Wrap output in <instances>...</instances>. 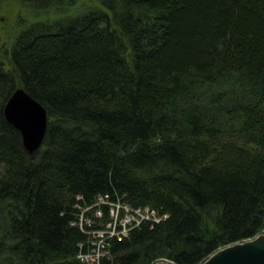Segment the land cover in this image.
I'll return each mask as SVG.
<instances>
[{
	"label": "trees",
	"instance_id": "1",
	"mask_svg": "<svg viewBox=\"0 0 264 264\" xmlns=\"http://www.w3.org/2000/svg\"><path fill=\"white\" fill-rule=\"evenodd\" d=\"M22 1L57 14L0 44V264H85L100 195L163 215L101 264H195L264 229V0ZM19 86L48 113L34 156L4 114Z\"/></svg>",
	"mask_w": 264,
	"mask_h": 264
},
{
	"label": "water",
	"instance_id": "2",
	"mask_svg": "<svg viewBox=\"0 0 264 264\" xmlns=\"http://www.w3.org/2000/svg\"><path fill=\"white\" fill-rule=\"evenodd\" d=\"M4 114L19 128L25 149L34 156L43 143L48 126L46 107L19 86L9 96ZM152 264L179 263L162 257ZM195 264H264V229L253 236L219 246Z\"/></svg>",
	"mask_w": 264,
	"mask_h": 264
},
{
	"label": "built area",
	"instance_id": "3",
	"mask_svg": "<svg viewBox=\"0 0 264 264\" xmlns=\"http://www.w3.org/2000/svg\"><path fill=\"white\" fill-rule=\"evenodd\" d=\"M98 202L110 203L111 207L120 203L113 201L111 202L108 198L102 195L99 196ZM125 204L127 211L124 213V215L116 216L110 214L112 220L106 227L110 228V231L106 232V228L97 230L96 234H94L95 241L92 243L91 249L89 251L79 252L78 256L82 260H85L87 264H101L102 258L108 253L106 246L110 237H117L121 240L123 237L129 234V231L133 227L141 224L145 220H160L163 218V215H159L157 211L149 205L134 207L130 203ZM96 214L101 215L102 210L97 208Z\"/></svg>",
	"mask_w": 264,
	"mask_h": 264
},
{
	"label": "rangeland",
	"instance_id": "4",
	"mask_svg": "<svg viewBox=\"0 0 264 264\" xmlns=\"http://www.w3.org/2000/svg\"><path fill=\"white\" fill-rule=\"evenodd\" d=\"M87 1L88 0H78L75 8H82V5ZM9 2H12V0H0V5L2 3L3 5L7 6ZM14 10L15 11L12 14H10L11 12H1L0 14V44L2 43L5 47L12 46L14 36L17 34L19 28L16 30V32H13L12 29L16 24V18H18L20 14L21 16H26L30 19L45 18L47 16L51 18L57 14L51 9L49 11H47L46 9L33 10L31 7H29V5L23 3L22 0L19 1V4H15ZM67 11L69 12V9H67ZM5 27L10 28L9 32L5 29Z\"/></svg>",
	"mask_w": 264,
	"mask_h": 264
},
{
	"label": "bare ground",
	"instance_id": "5",
	"mask_svg": "<svg viewBox=\"0 0 264 264\" xmlns=\"http://www.w3.org/2000/svg\"><path fill=\"white\" fill-rule=\"evenodd\" d=\"M106 198H108V197H106ZM110 205H111V204H110ZM94 206H95L96 209H97V208L100 206V203L97 202ZM92 207H93V206H91V207H89V208H92ZM109 211H110V214H112V215H116V216L124 215V213L127 211L126 204L118 203V204H116L115 206L111 207V208L109 209ZM95 212H96V210H95ZM157 213H158V212H157ZM95 215H97V214H95ZM101 215H102V214H101ZM98 216H100V215H98ZM110 216H111V215H110ZM111 218H112V217H111ZM84 220H85V222H86L88 225H92V224L94 223L93 219H91V218H89V217L86 218V219H84ZM107 226H108V225H107ZM99 229H104V228H97V229H88V230H85L87 233H89V234L92 235L93 240L90 241V244L94 243V241H95V235H94V234H96V231L99 230ZM105 231H106V232H109V231H110V228H106ZM83 245H84V244H83ZM83 262H84L85 264H87L85 260H83Z\"/></svg>",
	"mask_w": 264,
	"mask_h": 264
}]
</instances>
